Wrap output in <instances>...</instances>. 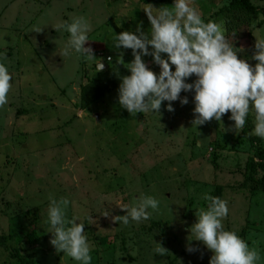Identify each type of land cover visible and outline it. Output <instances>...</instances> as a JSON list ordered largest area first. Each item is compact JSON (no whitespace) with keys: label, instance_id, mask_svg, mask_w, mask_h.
I'll use <instances>...</instances> for the list:
<instances>
[{"label":"rangeland","instance_id":"374dc122","mask_svg":"<svg viewBox=\"0 0 264 264\" xmlns=\"http://www.w3.org/2000/svg\"><path fill=\"white\" fill-rule=\"evenodd\" d=\"M250 1L264 10V0ZM230 2L193 0V5L205 22L222 21L229 42L234 33L233 46L241 49L238 59L254 65V36H264V15H234ZM146 4L0 0V44L8 42L0 51L6 52L13 76L8 103L0 108V264H21L18 256L30 264H76L49 243V195L73 202L67 215L85 224L93 245L91 264H208L211 251L189 241V229L197 210L207 207L202 195L218 192L229 209L223 227L238 236L242 231L240 238L258 250V264H264V190L257 200L250 197L253 187L262 189L258 181L264 177V159L258 153L264 152V140L254 141L252 115L236 134L223 132L220 122L211 119L197 128L191 125V91L180 93L187 104L171 102V112L162 102L160 116L130 115L117 103L118 79L128 74L126 64L133 57L130 49L112 48V38L121 31L135 34L138 24L147 32ZM81 15L92 26L85 46L104 65L99 72L95 62L57 54L68 34L53 27ZM34 27L41 31H32ZM120 52L123 64H116ZM142 60L159 72L150 56ZM89 80L93 91L83 99L81 89ZM228 115L221 118L225 129L233 123ZM141 195L159 200V214L128 226L112 219L124 215L118 206H131ZM29 234L39 242L32 244ZM158 244L165 255L154 253ZM189 246L194 251H187Z\"/></svg>","mask_w":264,"mask_h":264},{"label":"clouds","instance_id":"9594fccd","mask_svg":"<svg viewBox=\"0 0 264 264\" xmlns=\"http://www.w3.org/2000/svg\"><path fill=\"white\" fill-rule=\"evenodd\" d=\"M150 28L141 31L138 24L135 34L121 31L112 38L114 49H130L132 60L126 64L128 74L119 78L117 103L130 115L148 113L160 116L162 102L165 109L173 111L172 103L179 100L181 105L188 103L183 91L192 92L193 119L191 125L197 126L215 120L222 125L223 132L238 134L245 126L246 117H253L252 134L264 140V36L255 37L254 51L250 65L244 59H238L241 49L233 46L225 36L222 21L202 19L193 0H172V6L153 8L146 4L142 8ZM53 29L66 32L67 40L58 51L60 57L75 54L85 64L95 62V70H103L104 65L93 55L90 46H85L92 31L90 22L84 16H73L71 22L61 21ZM32 31L40 32V27ZM8 42L3 41L0 47ZM161 54H166L162 56ZM150 56L159 66L154 73L146 66L142 57ZM123 53L116 58V64H123ZM111 60V57L108 58ZM5 51H0V108L8 103V93L12 88V73L7 67ZM174 66V69H170ZM190 76L195 78L186 82ZM229 113L233 123L225 129L222 115ZM206 209H198L196 220L190 227L191 240L201 242L211 251L208 264H258L260 254L250 248L236 232L225 230L223 219L228 215L227 201L220 197L202 195ZM47 233L51 234L49 243L57 253H63L76 264H91L93 245L89 242L84 223L76 216L68 217L67 212L73 203L67 197H48ZM159 200L152 195H141L131 206H118L124 215L112 219L123 226L130 221L140 223L148 220L153 213L159 214ZM108 211L104 214L107 216ZM159 246L154 253L161 256L167 253ZM187 251L194 248L189 246Z\"/></svg>","mask_w":264,"mask_h":264},{"label":"trees","instance_id":"16d2710c","mask_svg":"<svg viewBox=\"0 0 264 264\" xmlns=\"http://www.w3.org/2000/svg\"><path fill=\"white\" fill-rule=\"evenodd\" d=\"M145 2L148 4H150V3H172V0H145ZM229 11L232 12L234 15L239 14V13H256V12H262L264 15V10H262L260 8V6H258V5H253L250 0H231L230 5H229ZM126 72L127 71L125 70L124 73H126ZM113 75H116V74H113ZM123 75H125V74H123ZM103 80L104 79H102L100 81H103ZM118 81H119V79H118ZM115 83H116V81L114 82V84ZM93 85H94V82L92 80H89L86 84H84L82 86L81 95H82L83 99H85L87 95L92 94L93 88H91V87H93ZM244 132H246V129L244 130ZM251 136L252 135H249V138H251ZM254 141L260 142L261 139L257 137L254 139ZM258 154H259L258 157L264 159V152L263 151H260ZM258 182H260V184L262 185L261 186L262 189L260 188L259 190H255L254 187L251 189L250 197L252 198V200H257L256 194L258 193V191L261 190V192L263 193L262 190H264V177L262 179H260ZM216 194H217L216 197H220L221 192H218ZM242 235H243V232L241 231L239 237H241ZM28 238L32 244H37L39 242L38 238L34 234H29ZM18 257H19V260L21 261V264H30V262L27 260H26L27 262H25L23 257H21V256H18Z\"/></svg>","mask_w":264,"mask_h":264}]
</instances>
